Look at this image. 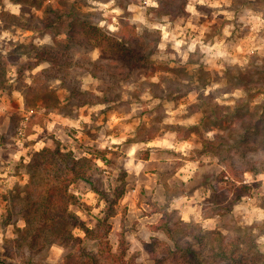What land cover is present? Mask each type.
Listing matches in <instances>:
<instances>
[{
  "label": "rangeland",
  "instance_id": "obj_1",
  "mask_svg": "<svg viewBox=\"0 0 264 264\" xmlns=\"http://www.w3.org/2000/svg\"><path fill=\"white\" fill-rule=\"evenodd\" d=\"M19 2L30 6L40 27L46 5L65 15L46 31L0 20L5 263H82L88 253L100 264H163L159 247L172 245L166 229L183 221L188 225L181 227L197 236L188 241L199 263L217 264L210 245L216 247L211 236L218 231L224 243L237 244L243 264H264V148L240 157L234 147L226 150L229 140L225 148L205 152L204 140L228 132L237 139L240 128L237 121L224 122L229 129L204 131L200 125L203 109L213 104L235 106L242 99L240 107L251 108L264 99V83L253 71L264 67V0H0V11L17 15ZM71 9L106 38L92 47H59L53 68L36 65L34 49L64 45ZM124 43L145 45V68H131ZM247 75L248 82L242 78ZM192 126L198 130L187 133ZM57 146L71 153L81 172L68 188L69 211L99 237L86 238L72 227L80 240L14 250V230L24 225L32 200L26 189L36 184L26 164L36 151Z\"/></svg>",
  "mask_w": 264,
  "mask_h": 264
},
{
  "label": "trees",
  "instance_id": "obj_2",
  "mask_svg": "<svg viewBox=\"0 0 264 264\" xmlns=\"http://www.w3.org/2000/svg\"><path fill=\"white\" fill-rule=\"evenodd\" d=\"M19 4V14L17 15L10 14L3 10L0 11V20L3 21L4 26L12 25L15 28L28 31H46L52 28L54 24L61 22V18L65 15L64 11L55 10L52 9L50 5H46L43 9V20L46 19V22H44L45 24L43 27H40L37 24L39 18L35 17V15L30 12V6L27 7L26 3L22 2H19ZM33 6L39 8L40 3ZM70 12V21L64 31L66 36L64 45L55 42L54 47L43 46L34 49L32 51V56L36 60V65L48 63L51 68H53L58 63L56 55H59V47L65 48L64 51L75 46L92 47L98 45V43L106 38L104 31H102L100 27L87 23L86 20L82 18L85 14L75 9H71ZM50 13L55 17L50 18ZM50 19L51 21H49ZM127 46V43H124V48L129 55L127 59L131 68L132 65H136L135 69L137 70L145 68V64L140 61L143 60L141 55L146 50L145 45L143 43L137 45V48L135 47L136 49L129 46V49H127ZM119 52L117 54H119ZM253 71L258 73L256 77L257 80L264 83V67L262 64L259 67H255ZM3 78L4 69L2 61L0 60V84ZM242 78H245L247 82L249 81V75L243 76ZM238 80L245 82L244 79ZM244 92H248V88H245ZM243 101L244 100L239 99L236 101L238 104L235 106L220 107L213 104V107L209 106L203 109L200 125L204 131H210L214 127L229 129L230 126L228 125L233 121H237L241 134L240 138L237 139L232 138V133L234 132H228L225 133V135L216 134L212 140L208 139L203 141L205 152H214L215 150H220L222 147L225 148L229 140H231L229 144L231 147L228 146L229 148L226 150L232 151L231 148L234 147L235 153H243V155L239 154L240 157H243L244 152L247 150L256 151L260 148H264V99L251 108L247 107L246 103H241L244 108L240 107L239 103ZM43 104V106L49 109L48 105L44 102ZM57 108L59 107L57 106ZM224 122L228 123L226 127L223 126ZM196 130H198L197 126H192L187 133ZM152 137L153 135H150L147 139H151ZM254 137H258V143L256 142V144L253 145V143H249V141ZM70 156L71 153L69 152L61 153L58 146L54 148L44 147L36 151L26 164V172L30 176V181L31 183L36 182V184H31L29 189H26L27 195L31 196L32 200L27 201V207L24 209V225L22 227H16L14 230L15 237L11 241L14 250L35 252L53 243L80 240L72 236V227L82 230L86 238L96 239L99 237L95 234L94 230L85 227L79 219L69 211L71 197L68 188L72 182L79 180L81 176V172L74 169L72 165L74 160L70 158ZM103 162L107 163V160L103 159ZM243 189H245V187L241 186L237 191ZM122 195L123 189H117L115 197L119 198ZM183 225L188 224L183 221H177L173 227L166 229V235L169 236L172 245L165 243L166 245L159 247L162 251L163 258L167 260V262L163 264H201L196 260L197 255L190 245L191 243L188 241V238L194 239L197 238V236L192 230H187L188 228H186V226L181 227ZM174 232H178L179 235L175 236ZM212 234L211 239L214 238V241L217 243L216 247L210 245L212 256H214V262L217 264H243L242 256L238 258L236 253L237 244L235 245L233 243L228 245V243H224V238L218 231H214ZM211 239H209V241ZM179 240L184 241L180 243ZM123 254L124 252H122L121 256ZM84 256L85 260L82 263H74L71 261L68 264H100L96 257L90 256L88 253ZM110 257V259H114L115 255ZM0 264H6L1 254Z\"/></svg>",
  "mask_w": 264,
  "mask_h": 264
}]
</instances>
